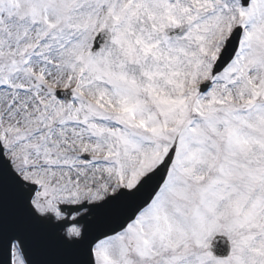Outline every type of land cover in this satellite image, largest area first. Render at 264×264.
I'll return each instance as SVG.
<instances>
[{"label":"snow or ice","instance_id":"1","mask_svg":"<svg viewBox=\"0 0 264 264\" xmlns=\"http://www.w3.org/2000/svg\"><path fill=\"white\" fill-rule=\"evenodd\" d=\"M0 264H264V0H0Z\"/></svg>","mask_w":264,"mask_h":264}]
</instances>
